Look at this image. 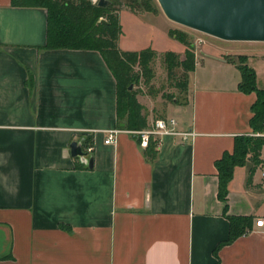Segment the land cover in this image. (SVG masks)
I'll use <instances>...</instances> for the list:
<instances>
[{
    "label": "crops",
    "instance_id": "obj_1",
    "mask_svg": "<svg viewBox=\"0 0 264 264\" xmlns=\"http://www.w3.org/2000/svg\"><path fill=\"white\" fill-rule=\"evenodd\" d=\"M46 16L0 0V264H264V145L251 174L250 163L235 167L226 214L217 196L215 161L252 134L256 94L238 89L236 64L195 54L186 98L165 108L178 133L142 147L136 130L117 127L116 80L100 52L43 48ZM86 137L91 167L69 154ZM226 215L251 216L252 228L215 254Z\"/></svg>",
    "mask_w": 264,
    "mask_h": 264
},
{
    "label": "trees",
    "instance_id": "obj_2",
    "mask_svg": "<svg viewBox=\"0 0 264 264\" xmlns=\"http://www.w3.org/2000/svg\"><path fill=\"white\" fill-rule=\"evenodd\" d=\"M19 1L32 6L43 7L46 10V39L43 48L93 49L100 52L116 80L117 127L119 129L141 130L147 127L146 116L142 113V105L136 98V92L131 90L129 86L133 82H137L139 78V74L133 70L134 66L140 67L142 75L150 77L149 65L156 56V52L150 47L132 51L122 50L117 46L120 24L118 15L111 8V0L110 4L105 7L92 4L86 0H78L77 2L74 0ZM141 6L145 11L154 10L149 0H143ZM103 16H107L104 21L100 20V17ZM168 34L188 46L184 51L183 59L173 51L163 53V61L169 73L174 67L182 68L183 77L178 80L176 86L181 91H185L188 72L192 71L195 65L192 43L183 32L169 29ZM236 67L241 75L238 89L244 93L255 92L256 94V99L251 105L250 127L254 132L264 133V88L257 87L256 74L253 68L246 64L236 65ZM90 143V137H86L84 139L85 146L90 145ZM263 145L264 135H238L234 139L233 150L224 152L215 161L218 176L217 196L224 203V214L227 210V185L233 177L235 167L250 163L251 174L262 162L260 154ZM149 146L150 140L146 147ZM226 217L230 226L229 236L217 245L214 250L215 254L221 245L230 243L252 228L251 216L226 215Z\"/></svg>",
    "mask_w": 264,
    "mask_h": 264
},
{
    "label": "rangeland",
    "instance_id": "obj_3",
    "mask_svg": "<svg viewBox=\"0 0 264 264\" xmlns=\"http://www.w3.org/2000/svg\"><path fill=\"white\" fill-rule=\"evenodd\" d=\"M86 1L92 4L98 2V0ZM111 1V8L118 15L120 24L117 46L122 50L132 51L150 47L156 52L149 65L150 77L142 75L140 67L134 66L133 70L139 74V78L137 82L131 84V90L136 92V98L142 105V112L149 122L158 118L177 117L176 112L165 108L173 100L180 103L186 98V92L176 86L178 80L183 77L182 68L174 67L169 73L163 61V53L173 51L183 59L184 51L188 46L171 37L168 34L169 29L186 34L192 43L194 54L216 53L236 65L246 64L255 69L256 85L258 88H264V42L224 41L172 21L169 22L170 27L167 29L168 23L154 16L158 10H161L156 0H149L154 8L153 11L142 9L143 0ZM101 18L106 20L107 16L100 17V20ZM251 135L260 136L264 133L252 131Z\"/></svg>",
    "mask_w": 264,
    "mask_h": 264
},
{
    "label": "water",
    "instance_id": "obj_4",
    "mask_svg": "<svg viewBox=\"0 0 264 264\" xmlns=\"http://www.w3.org/2000/svg\"><path fill=\"white\" fill-rule=\"evenodd\" d=\"M156 1L166 18L187 28L224 41L264 42V0ZM108 4L110 0L96 2ZM68 147L72 157L91 167L92 156L81 150V141H71Z\"/></svg>",
    "mask_w": 264,
    "mask_h": 264
},
{
    "label": "built area",
    "instance_id": "obj_5",
    "mask_svg": "<svg viewBox=\"0 0 264 264\" xmlns=\"http://www.w3.org/2000/svg\"><path fill=\"white\" fill-rule=\"evenodd\" d=\"M176 120L172 117L170 118H158L153 121V124L149 128H144L141 130H136V133L140 138V145L146 147L150 140L151 136H160L166 134H177L175 130ZM115 132L109 131L107 137L104 139V143L109 144L113 143L115 140ZM183 135H189L190 133H182ZM91 150L90 146H86L84 151L88 153ZM261 175L264 176V170L261 172ZM255 226L259 228H264V217L258 218L255 220Z\"/></svg>",
    "mask_w": 264,
    "mask_h": 264
}]
</instances>
